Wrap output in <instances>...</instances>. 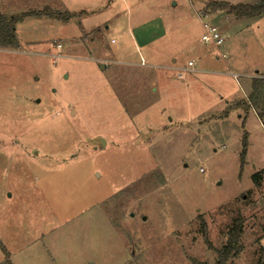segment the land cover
I'll use <instances>...</instances> for the list:
<instances>
[{
    "label": "rangeland",
    "instance_id": "obj_1",
    "mask_svg": "<svg viewBox=\"0 0 264 264\" xmlns=\"http://www.w3.org/2000/svg\"><path fill=\"white\" fill-rule=\"evenodd\" d=\"M211 1L258 2L0 0L61 16L0 47V264H217L239 221L223 263L264 264V15Z\"/></svg>",
    "mask_w": 264,
    "mask_h": 264
},
{
    "label": "trees",
    "instance_id": "obj_2",
    "mask_svg": "<svg viewBox=\"0 0 264 264\" xmlns=\"http://www.w3.org/2000/svg\"><path fill=\"white\" fill-rule=\"evenodd\" d=\"M206 9L210 12L226 11L228 14L237 18H256L264 15V0H258V2L255 4H231L226 1H211L207 3ZM31 14L47 15L50 17L58 18L61 17L58 13L53 12L48 8L39 12L32 11L21 16H12L10 19H7L0 12V47L16 48L18 46V40L15 35L14 26L21 18ZM71 16L72 15L70 13H66L64 19L69 20ZM261 100L264 101V78H254L252 99L250 100V102L255 108H258L260 106ZM246 153L247 142L246 140H244L243 151L241 154L242 159L245 158ZM263 172L264 169H262V171L257 173L254 177H256L257 179V177ZM242 229V221L237 222L230 229V237L227 243L224 245L223 249L219 251L220 259L217 264H224L223 262L227 260L228 255L234 251L242 233ZM262 250L264 251V249Z\"/></svg>",
    "mask_w": 264,
    "mask_h": 264
},
{
    "label": "built area",
    "instance_id": "obj_3",
    "mask_svg": "<svg viewBox=\"0 0 264 264\" xmlns=\"http://www.w3.org/2000/svg\"><path fill=\"white\" fill-rule=\"evenodd\" d=\"M205 32L202 35V40L206 43H214L215 45H220L224 42L222 33L216 25L209 22H204ZM61 45L59 44L58 47ZM225 57V55L223 56ZM142 64L145 65V61L142 58ZM194 66V61H189L186 65L176 68L177 77L182 78L186 72L192 71Z\"/></svg>",
    "mask_w": 264,
    "mask_h": 264
},
{
    "label": "water",
    "instance_id": "obj_4",
    "mask_svg": "<svg viewBox=\"0 0 264 264\" xmlns=\"http://www.w3.org/2000/svg\"><path fill=\"white\" fill-rule=\"evenodd\" d=\"M105 142V141H104ZM145 218V217H144Z\"/></svg>",
    "mask_w": 264,
    "mask_h": 264
}]
</instances>
